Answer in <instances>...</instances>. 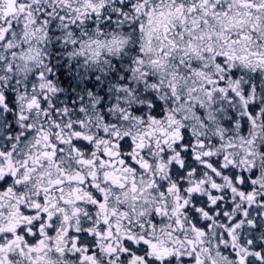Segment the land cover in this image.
<instances>
[{"label": "snow or ice", "instance_id": "1", "mask_svg": "<svg viewBox=\"0 0 264 264\" xmlns=\"http://www.w3.org/2000/svg\"><path fill=\"white\" fill-rule=\"evenodd\" d=\"M0 264H264V0H0Z\"/></svg>", "mask_w": 264, "mask_h": 264}]
</instances>
